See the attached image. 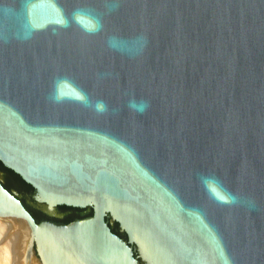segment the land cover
I'll return each instance as SVG.
<instances>
[{
    "label": "water",
    "instance_id": "95a60500",
    "mask_svg": "<svg viewBox=\"0 0 264 264\" xmlns=\"http://www.w3.org/2000/svg\"><path fill=\"white\" fill-rule=\"evenodd\" d=\"M63 77L109 111L53 102ZM0 163L92 212L37 221L0 182L43 264H264V0H0Z\"/></svg>",
    "mask_w": 264,
    "mask_h": 264
},
{
    "label": "clouds",
    "instance_id": "9594fccd",
    "mask_svg": "<svg viewBox=\"0 0 264 264\" xmlns=\"http://www.w3.org/2000/svg\"><path fill=\"white\" fill-rule=\"evenodd\" d=\"M118 38L112 37L109 39L108 43L110 47H117ZM72 83L73 88L75 89V94L72 96H65L61 92V86ZM51 99L55 103H62L64 101H71L73 103H77L86 109H90L97 114H105L109 111V107L104 100L101 99H93L89 96V94L76 85L73 81H71L67 77L58 78L54 82V90L51 94ZM127 107L130 111L143 114L147 111L149 107V102L144 99L137 100L136 98L129 99L127 103ZM200 183L205 191L208 193L211 199L215 200L221 204H237L239 203V197L233 193H231L228 189H226L222 183V181L216 177L215 175H204L202 174L199 177Z\"/></svg>",
    "mask_w": 264,
    "mask_h": 264
},
{
    "label": "bare ground",
    "instance_id": "6f19581e",
    "mask_svg": "<svg viewBox=\"0 0 264 264\" xmlns=\"http://www.w3.org/2000/svg\"><path fill=\"white\" fill-rule=\"evenodd\" d=\"M35 241L33 229L24 218L0 214V264H43Z\"/></svg>",
    "mask_w": 264,
    "mask_h": 264
},
{
    "label": "rangeland",
    "instance_id": "374dc122",
    "mask_svg": "<svg viewBox=\"0 0 264 264\" xmlns=\"http://www.w3.org/2000/svg\"><path fill=\"white\" fill-rule=\"evenodd\" d=\"M0 181L3 183V186L9 190L11 193L16 195L29 212L35 217L36 220L42 218L43 213H46L50 216H63L65 214V207H57L53 213L49 214L41 209L37 202H34L28 198L30 194V188H28L24 183H22L16 175H14L9 170L0 166ZM72 209V208H71ZM51 211V210H50ZM87 210H83L80 214H85ZM73 216H68L67 221H71Z\"/></svg>",
    "mask_w": 264,
    "mask_h": 264
},
{
    "label": "flooded vegetation",
    "instance_id": "af4514ba",
    "mask_svg": "<svg viewBox=\"0 0 264 264\" xmlns=\"http://www.w3.org/2000/svg\"><path fill=\"white\" fill-rule=\"evenodd\" d=\"M31 192H32V189L30 188V193ZM64 210H65V214L63 216H50V215H48L46 213H43L42 218H40L37 221H41L43 219H49V220H54V221L68 223V222H70V221H67V217L68 216H73L72 220H74L75 218H81V217L89 216V215L92 214V212L89 211V212H86L85 214L82 215V214H80V212L83 211V210H79V209L64 208Z\"/></svg>",
    "mask_w": 264,
    "mask_h": 264
},
{
    "label": "trees",
    "instance_id": "16d2710c",
    "mask_svg": "<svg viewBox=\"0 0 264 264\" xmlns=\"http://www.w3.org/2000/svg\"><path fill=\"white\" fill-rule=\"evenodd\" d=\"M0 166L3 167L1 163H0ZM3 168H4V167H3ZM5 169H6V168H5ZM9 171H10V170H9ZM10 172H12V171H10ZM12 173H13V172H12ZM13 174H14V173H13ZM14 175H16V174H14ZM16 177H17L22 183H24V182L19 178V176L16 175ZM24 184H25V183H24ZM25 185H26L28 188H31L29 185H27V184H25Z\"/></svg>",
    "mask_w": 264,
    "mask_h": 264
}]
</instances>
